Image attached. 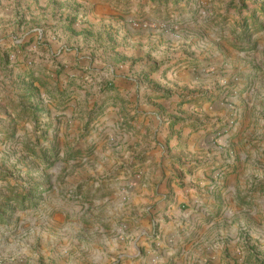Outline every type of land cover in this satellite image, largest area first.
Returning a JSON list of instances; mask_svg holds the SVG:
<instances>
[{
    "label": "rangeland",
    "instance_id": "rangeland-1",
    "mask_svg": "<svg viewBox=\"0 0 264 264\" xmlns=\"http://www.w3.org/2000/svg\"><path fill=\"white\" fill-rule=\"evenodd\" d=\"M163 1L175 4L172 9H153L157 17L168 10L180 16L193 12V22L206 24L209 38H219V47L225 52L223 84L217 82L216 67L196 65L210 81L207 100L227 109L226 117L218 121L219 128L210 133L209 143L221 147L224 138L226 145L235 139V94L247 92L252 110L246 118L253 121L249 134L258 143L251 145L257 157L253 159L246 146L249 134H243L248 124L240 139L229 145L222 162L203 165L207 170L202 186L206 200L201 213L204 227L199 228L202 234L163 235L161 218L167 219L172 203L169 178L174 166L161 172L149 167L147 171L143 151L122 163H108V147L99 142L93 124L103 116L105 104H97L89 114L81 110L86 116L80 118L79 126L73 117H64L63 126L55 117V123L46 126L50 119L32 109L30 96L17 100L19 105L11 99L8 105L16 106L17 113L0 116V264H264V0ZM14 5L15 23L8 14ZM71 6L57 0H0L4 13L0 16V38L4 40L0 62L23 70L21 84L50 96L58 83L52 76L76 77L52 56L47 82L28 75L31 67L26 66L27 62L32 65L30 57L41 49L61 43L63 35L64 43L78 41V34L67 27L73 18L55 19L58 9L66 12ZM61 22L65 27L60 34ZM157 25L166 24L160 21ZM93 39V45L104 41L102 34ZM75 53L79 55V49ZM97 54L104 67L92 69L84 59L81 68L101 78L96 84L99 94H109L114 90V77L105 66L120 64L121 57ZM61 102L66 106L68 101ZM245 137L247 143H240ZM241 151L248 152V162L235 164ZM179 167L185 169L183 163ZM248 172L254 175L250 179ZM234 179L237 193L228 191L229 196H224L226 183ZM178 183L183 193L190 188L185 180L178 179ZM143 189L148 193L141 195ZM189 207L183 200L178 209L185 212Z\"/></svg>",
    "mask_w": 264,
    "mask_h": 264
},
{
    "label": "crops",
    "instance_id": "crops-1",
    "mask_svg": "<svg viewBox=\"0 0 264 264\" xmlns=\"http://www.w3.org/2000/svg\"><path fill=\"white\" fill-rule=\"evenodd\" d=\"M57 1L72 5L66 12L64 9H58L55 19L62 21L61 16L73 18L74 22L67 27L78 34V41L74 44L64 43L63 35L61 43L49 45V50L41 49L40 53L30 57L34 60L32 62L34 66L27 62L26 66L31 67L28 75L40 76L41 82L49 81L47 70L53 63L50 60L52 56L58 58L56 62L66 64L65 69L76 77L68 79L65 76H52L58 83L54 85L57 90L51 93V98L48 93L38 92L37 88L32 90L29 84H21L23 82L21 68L0 62V105L5 109L0 107L2 109L0 116L6 118L9 115L13 116L12 111L17 113V107H10L8 101L12 99L19 105L17 100L30 96L32 109L50 119L46 126L53 125L55 117L61 120L60 126L65 125L64 117H73V123L79 126L80 118L86 116L81 115L83 112L89 114L95 107L97 108V104H105L103 116L93 124L99 142H105V146L108 147V163H115L117 160L122 163L143 151L148 165L147 171L150 167L152 170L156 169V172H161L165 171V168L169 170V165H173L171 172L173 177L169 178L172 181L173 199L171 198L172 203L166 213L167 219L161 218V227L164 225L162 234L176 236L183 231L185 236L201 235L199 228L204 227L201 213L206 203L202 186L204 171L207 170L203 165L222 162L227 156L226 153H229L227 150L231 147L229 145L237 142L240 134L244 132L243 129L250 124L243 134L248 136L253 125V121L246 118L252 110L247 92L235 94L233 114L238 115V125L232 132L235 139L226 145L228 142L224 138L221 147L208 141L210 133L219 128L220 117H226L227 109H219L217 102L210 104L207 100L210 81L207 75L197 70L196 65L205 63L216 67L217 82L220 81L221 84L225 82L226 72L223 70L225 52L219 47V38L210 39L206 24L201 21L193 22V12L180 16L168 10L161 14L163 17L154 14L153 9L156 8L172 9L175 4L173 1L148 0L140 3L138 0ZM16 11L15 5L8 11L13 23L16 22ZM2 15L4 13L0 11V16ZM134 20L141 24L133 25L131 21ZM160 21L166 25L158 26L157 23ZM64 22H61L58 28L60 34L64 31L62 30V27H65ZM97 34H102L104 41L93 45L95 42L93 36ZM2 42L4 40L0 38V48ZM77 48L80 52L78 56L75 53ZM102 52L109 58L121 57L120 64L111 62L105 66L109 69V75L114 77V90L109 94L106 92L99 94L96 84L101 78L95 77V72L94 74L83 72L81 68L85 64L84 59L88 61L87 66L93 67L92 69L103 66L104 63H101L97 54ZM220 88L221 85L219 91ZM66 89L72 93H68ZM60 100H67L66 106L62 105L63 101L59 103ZM199 122L205 124L199 127ZM250 137L251 134L248 143L246 137L240 143L248 144L246 146L250 147L255 159L257 156L251 145L256 146L258 143L251 141ZM247 155V151H241L237 156L238 160L236 157L231 159L237 160L235 164H242L248 162ZM182 163L185 166L184 170L179 167ZM236 173L237 171L235 175ZM249 176L252 178L253 172H248L247 178ZM178 179L185 180L186 184L190 185L185 193L182 192ZM238 181L243 184L244 178L240 177ZM226 185L224 196L237 193L235 179ZM163 190L168 191L165 187ZM139 193L144 195L148 192L143 189ZM224 196L222 195V200ZM183 200L190 205L185 212L178 209L180 201Z\"/></svg>",
    "mask_w": 264,
    "mask_h": 264
}]
</instances>
